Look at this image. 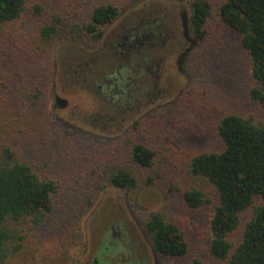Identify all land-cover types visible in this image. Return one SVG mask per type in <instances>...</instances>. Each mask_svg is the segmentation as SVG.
<instances>
[{"label":"rangeland","instance_id":"obj_1","mask_svg":"<svg viewBox=\"0 0 264 264\" xmlns=\"http://www.w3.org/2000/svg\"><path fill=\"white\" fill-rule=\"evenodd\" d=\"M34 1L42 2L46 16L60 11L63 16L75 17V9L81 16L87 15L89 7L99 2H114L121 9L114 22L105 26L98 42L64 40L52 46L55 74L49 109L64 125V133L53 135L49 139L53 141L45 143L24 137L13 139L22 152L30 147L24 152L43 177L58 182L54 195L57 214L67 205L86 209L81 219L82 244L72 250L77 257L75 264H94L99 245L106 235H113L114 222L120 225L125 250L116 247L110 264H229L215 258L209 249L213 203L191 208L181 191L174 189L176 185L183 189L200 185L212 196L213 188L208 183L190 175L187 161L198 149L223 147L215 127L222 100L211 90L218 87L216 72L220 65L204 71L199 54L202 43L190 27L189 0ZM32 11L25 13L24 21L29 24ZM15 30L18 35L28 29L17 23ZM227 35L239 51L238 36L231 31ZM31 39L32 35L27 41ZM247 85L244 78L240 83L231 82L226 104L244 114L260 115L259 105L247 95ZM189 103L200 106L190 113ZM135 121H143L141 136L154 144L158 157L148 170L128 161L140 174L141 184L127 191L111 185L104 170L115 141ZM150 176L154 180L148 184L145 180ZM155 210L182 228L190 244L187 254L168 257L155 250L143 226L145 215ZM251 212L249 208L241 213V225L232 235L235 244L240 242ZM28 230L38 236L36 229L28 226Z\"/></svg>","mask_w":264,"mask_h":264},{"label":"trees","instance_id":"obj_2","mask_svg":"<svg viewBox=\"0 0 264 264\" xmlns=\"http://www.w3.org/2000/svg\"><path fill=\"white\" fill-rule=\"evenodd\" d=\"M189 3L190 27L202 43L199 54L204 71L220 65L216 72L218 87L211 90L222 100L215 127L223 147L198 149L187 161L190 175L208 183L213 188L212 196L200 185L185 189L176 185L174 189L181 191L191 208L213 203L209 249L215 258L229 264H264V0ZM28 9L33 10L28 16L30 24L24 21ZM120 10L114 2H99L89 7L87 15L81 16L75 9V17L63 16L60 11L46 16L40 1L0 0V264L77 261L72 250L82 244L81 219L86 209L67 205L57 214L54 195L58 182L43 177L24 152L30 147L22 152L13 139L24 137L45 143L53 135L64 133V125L49 109L55 74L52 46L64 40L98 42L105 26L114 22ZM17 23L28 30L16 35ZM230 31L238 36L239 51L228 41ZM31 35L33 40L28 42ZM241 78L248 81L247 95L259 105L260 115L244 114L226 104L229 84L240 83ZM196 106L199 108V103H189L187 110L192 113ZM142 124L135 121L115 141L104 170L111 185L127 191L141 184L140 174L128 161L148 170L158 157L154 144L141 136ZM153 125L157 131L155 120ZM153 180L150 176L145 182ZM249 208L251 215L240 242L235 244L232 235L241 225V213ZM145 216L144 229L160 255L181 257L188 253L189 241L176 222L159 210ZM28 226L36 229L37 237Z\"/></svg>","mask_w":264,"mask_h":264},{"label":"flooded vegetation","instance_id":"obj_3","mask_svg":"<svg viewBox=\"0 0 264 264\" xmlns=\"http://www.w3.org/2000/svg\"><path fill=\"white\" fill-rule=\"evenodd\" d=\"M110 80L109 78V81ZM99 87L103 91V86L99 85ZM119 226L117 222L112 223L111 232L113 235H106L103 243L99 245L98 255L94 258V264H110L111 257L117 253L116 247L119 251L125 250L121 241V231L118 229Z\"/></svg>","mask_w":264,"mask_h":264}]
</instances>
